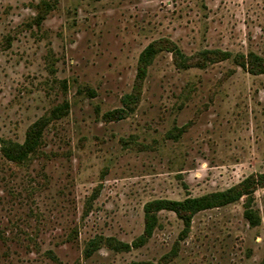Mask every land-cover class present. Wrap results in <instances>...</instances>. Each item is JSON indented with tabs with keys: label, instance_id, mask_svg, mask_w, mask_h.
Segmentation results:
<instances>
[{
	"label": "rangeland",
	"instance_id": "374dc122",
	"mask_svg": "<svg viewBox=\"0 0 264 264\" xmlns=\"http://www.w3.org/2000/svg\"><path fill=\"white\" fill-rule=\"evenodd\" d=\"M159 40L197 67L163 49L134 110L106 119ZM251 54L264 59V0H0V141L22 145L52 118L23 161L0 151V264H263L264 187L253 195L258 226L242 198L198 213L186 234L161 211L142 246L109 242L132 246L151 201L264 175V74L240 65Z\"/></svg>",
	"mask_w": 264,
	"mask_h": 264
},
{
	"label": "trees",
	"instance_id": "16d2710c",
	"mask_svg": "<svg viewBox=\"0 0 264 264\" xmlns=\"http://www.w3.org/2000/svg\"><path fill=\"white\" fill-rule=\"evenodd\" d=\"M167 49L175 56L177 66L181 68L197 67L198 63L193 57H186L171 41L159 40L148 45L140 55L138 71L135 81V87L131 94L124 98L122 109H117L106 114L108 120L123 119L127 111H133L140 101L143 84L145 82L148 67L155 58V56ZM204 59H217L227 60L231 54L222 51H208L202 54ZM199 59V58H198ZM240 63V62H239ZM240 65L247 69L252 75L264 74V59L257 55L251 54L250 58L244 60ZM69 110L68 104H65L53 111V119H60ZM52 118L41 119L33 124L27 133L26 141L24 144L6 143L0 141V151L4 156L15 162H21L33 152L43 135L45 127L50 123ZM259 187H264V175H252L243 180L239 185L234 186L228 190L208 194L201 197H188L182 201L176 200H154L145 205V229L143 235L132 246L123 244L115 240H109L110 245L121 251H128L132 247H140L145 241L153 235L155 228L158 225V214L161 211H170L174 213L184 223V234H186L190 227L193 218L200 212L223 207L234 202L246 198L245 203V218L252 226H258L261 223L260 217L253 209V195ZM95 243L91 248H88L87 255H91L93 251L98 249ZM264 264V263H263Z\"/></svg>",
	"mask_w": 264,
	"mask_h": 264
}]
</instances>
